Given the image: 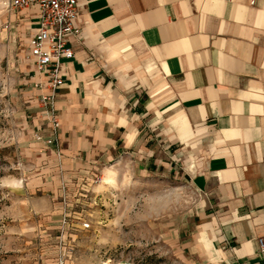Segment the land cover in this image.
Segmentation results:
<instances>
[{"label":"crops","instance_id":"obj_1","mask_svg":"<svg viewBox=\"0 0 264 264\" xmlns=\"http://www.w3.org/2000/svg\"><path fill=\"white\" fill-rule=\"evenodd\" d=\"M79 3L51 160L66 178L117 161L187 175L193 252L264 264V0Z\"/></svg>","mask_w":264,"mask_h":264},{"label":"rangeland","instance_id":"obj_2","mask_svg":"<svg viewBox=\"0 0 264 264\" xmlns=\"http://www.w3.org/2000/svg\"><path fill=\"white\" fill-rule=\"evenodd\" d=\"M10 1L0 0V150L11 147L0 167V264H212L191 246L201 195L187 175L130 161L61 174L43 140L51 126L29 59L34 25Z\"/></svg>","mask_w":264,"mask_h":264},{"label":"built area","instance_id":"obj_3","mask_svg":"<svg viewBox=\"0 0 264 264\" xmlns=\"http://www.w3.org/2000/svg\"><path fill=\"white\" fill-rule=\"evenodd\" d=\"M10 3L15 9L36 7L38 10L37 28L30 37L29 59L45 79L46 92L42 100L51 127L50 135L43 140L47 145L53 146L58 142L61 125L55 104L58 90L65 84V62L74 57L70 38L76 31L75 20L79 16L80 3L79 0H11ZM38 139L42 137L39 136ZM54 148L60 158L59 147ZM83 227L89 228L90 223L84 222ZM259 243L264 252V240L260 238Z\"/></svg>","mask_w":264,"mask_h":264},{"label":"trees","instance_id":"obj_4","mask_svg":"<svg viewBox=\"0 0 264 264\" xmlns=\"http://www.w3.org/2000/svg\"><path fill=\"white\" fill-rule=\"evenodd\" d=\"M9 150H11V147H5L3 149L0 150V167L1 165H3L4 163H8L7 160H5L6 155H8ZM5 173L3 172V170H0V178L4 175ZM2 194V189L0 187V196Z\"/></svg>","mask_w":264,"mask_h":264},{"label":"bare ground","instance_id":"obj_5","mask_svg":"<svg viewBox=\"0 0 264 264\" xmlns=\"http://www.w3.org/2000/svg\"><path fill=\"white\" fill-rule=\"evenodd\" d=\"M103 264H108L107 262L103 263Z\"/></svg>","mask_w":264,"mask_h":264}]
</instances>
